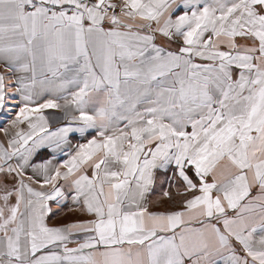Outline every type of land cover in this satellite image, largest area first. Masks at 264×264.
<instances>
[{
  "label": "snow or ice",
  "instance_id": "obj_1",
  "mask_svg": "<svg viewBox=\"0 0 264 264\" xmlns=\"http://www.w3.org/2000/svg\"><path fill=\"white\" fill-rule=\"evenodd\" d=\"M0 264H264V0H0Z\"/></svg>",
  "mask_w": 264,
  "mask_h": 264
}]
</instances>
